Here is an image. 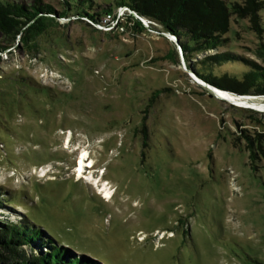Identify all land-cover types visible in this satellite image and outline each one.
<instances>
[{"label":"rangeland","instance_id":"rangeland-1","mask_svg":"<svg viewBox=\"0 0 264 264\" xmlns=\"http://www.w3.org/2000/svg\"><path fill=\"white\" fill-rule=\"evenodd\" d=\"M138 17L141 29L129 18L124 32L60 18L36 48L18 37L2 54L1 220L29 217L101 264H264V153L252 160L240 139L264 130V109L211 92L195 72L220 75L202 60L231 46L262 65L259 39L241 22L227 48L186 51ZM83 149L91 179L76 177Z\"/></svg>","mask_w":264,"mask_h":264},{"label":"trees","instance_id":"trees-1","mask_svg":"<svg viewBox=\"0 0 264 264\" xmlns=\"http://www.w3.org/2000/svg\"><path fill=\"white\" fill-rule=\"evenodd\" d=\"M99 1L84 0V3H88L85 5L83 2L74 4L71 0H59V8L45 0H35L31 4L20 0H0V37L9 43L0 44V59L9 46L17 42L18 37L23 47L30 50L36 48L38 39L54 28L60 18L76 15L78 19L87 18L97 24L106 13H113L117 7L122 6L163 25L179 37L184 50L193 49L198 53L219 46L227 48L231 34H234V39L239 37L236 24L244 22L246 28L259 39L254 55L263 64L240 57L236 47L231 46L230 50L222 54L202 60L204 65L210 67L221 65L220 75L195 72L206 83L221 90L237 95H264V27L260 13L264 9V0H234L230 4L227 0H110L114 3L113 7H102ZM130 19L134 22L132 27L141 29L137 17L130 15ZM183 34L193 40L194 48L188 41H181ZM224 63L228 64L223 69ZM256 126L258 131L255 134L242 129V137H239L245 140V147L251 151L252 160L259 153H264V130L260 124ZM239 138L237 142H240ZM4 202L8 201L0 198V205ZM0 264L101 263L85 254H78L71 246L60 244L43 227L26 217L18 222L3 221L0 218Z\"/></svg>","mask_w":264,"mask_h":264},{"label":"bare ground","instance_id":"bare-ground-1","mask_svg":"<svg viewBox=\"0 0 264 264\" xmlns=\"http://www.w3.org/2000/svg\"><path fill=\"white\" fill-rule=\"evenodd\" d=\"M222 93H225V92H220V94ZM224 95H225L224 97H226L227 99L231 101H234V103H245L241 105L248 104L252 107L257 106L259 107V109H262V110L264 109V104L257 100L259 99L258 97H255V96L252 97L249 95H246V97H237L234 93H230V92L225 93ZM64 138H65L64 140L68 138L67 134ZM88 153L89 151L87 149L78 151V160L76 161L77 162L76 163V166H77L76 177L77 178L83 177V178L91 179V177H88L85 174L87 173L90 174V172L94 169L95 164H94V160L90 156H88ZM99 189L101 190L100 192L102 193L103 197H106V198L109 197L111 188L108 186V184L103 185V187L100 186Z\"/></svg>","mask_w":264,"mask_h":264},{"label":"built area","instance_id":"built-area-1","mask_svg":"<svg viewBox=\"0 0 264 264\" xmlns=\"http://www.w3.org/2000/svg\"><path fill=\"white\" fill-rule=\"evenodd\" d=\"M131 16L138 17L136 12H133L127 8L117 7V10H115L113 13H106L101 21L97 23V26L104 29H109L110 31L113 29L122 30V32L125 31V24H127V20Z\"/></svg>","mask_w":264,"mask_h":264},{"label":"water","instance_id":"water-1","mask_svg":"<svg viewBox=\"0 0 264 264\" xmlns=\"http://www.w3.org/2000/svg\"><path fill=\"white\" fill-rule=\"evenodd\" d=\"M203 83L206 85V87H207L211 92H214V93H220V92H218V91L221 90L220 88H218V87H216V86H214V85H210V84L206 83V81H203ZM228 92H229V91H228ZM236 96H237V97H246V95H237V94H236Z\"/></svg>","mask_w":264,"mask_h":264}]
</instances>
